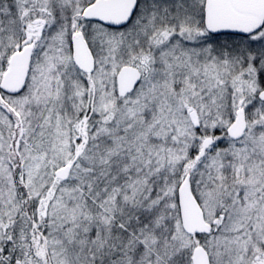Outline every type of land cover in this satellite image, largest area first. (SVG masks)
I'll return each instance as SVG.
<instances>
[{
    "label": "snow or ice",
    "instance_id": "6c2138e0",
    "mask_svg": "<svg viewBox=\"0 0 264 264\" xmlns=\"http://www.w3.org/2000/svg\"><path fill=\"white\" fill-rule=\"evenodd\" d=\"M0 264H264V0H0Z\"/></svg>",
    "mask_w": 264,
    "mask_h": 264
}]
</instances>
